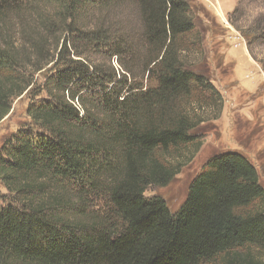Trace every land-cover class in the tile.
I'll use <instances>...</instances> for the list:
<instances>
[{"label":"trees","instance_id":"obj_1","mask_svg":"<svg viewBox=\"0 0 264 264\" xmlns=\"http://www.w3.org/2000/svg\"><path fill=\"white\" fill-rule=\"evenodd\" d=\"M51 4L62 29L92 50L64 39L57 60L48 52L46 98L26 109L36 130L19 128L0 149L8 195L0 205V264H264V190L239 153L212 156L175 212L144 195L169 184L184 153L201 147L187 108L222 105L187 61L203 53L190 0H0V25L11 15L23 42L9 43L0 27V122L44 69L20 48L38 51L26 26L48 35L40 9ZM97 4L125 5L124 26L112 33L77 27ZM242 18L236 7L228 22L252 55L251 46L264 43V15L243 27ZM94 47L108 49L121 67L127 53H140L143 84L124 88L113 69L104 82L92 66ZM255 61L264 73V58Z\"/></svg>","mask_w":264,"mask_h":264},{"label":"rangeland","instance_id":"obj_2","mask_svg":"<svg viewBox=\"0 0 264 264\" xmlns=\"http://www.w3.org/2000/svg\"><path fill=\"white\" fill-rule=\"evenodd\" d=\"M190 6L195 8V18L201 28L202 51L201 55L190 56L188 62L201 71L205 78L214 86L222 98L221 107L193 105L187 110L195 120L196 128L191 133L198 136L196 142L201 147L196 153L191 150L184 153L180 160L179 173L169 184L163 187H149L145 197H159L171 212H175L182 205L189 185L200 171L202 166L214 155L237 152L248 160L258 175V182L264 190V73L256 63V60L264 58V43L252 45V55L246 47V43L240 34L228 22L229 14L238 7L243 12L240 26L250 25L256 18L264 15V0H190ZM36 9V8H35ZM33 9L31 13H38L39 9ZM120 9L125 10V5ZM120 9L109 5H94L86 9V18L79 21L77 27L82 31L93 29L113 31L124 26V19ZM42 15L47 18L51 28L47 35L41 32L36 23H30L26 30L37 34L34 42L42 50L37 55L35 51H28L27 46L20 48L23 55H29L30 61L44 69L35 73V85L32 89L12 101L11 110L0 122V149L9 141L19 128H28L34 133L36 130L30 125L27 117V105L32 100L45 99L41 91L44 71L48 70L47 54H54L53 60H57L62 40L73 42L81 51L88 49L81 35L73 38L66 31L67 26L58 24L54 4L45 6ZM6 24H3L2 32H5L9 43L22 45L17 27L13 30V17L5 15ZM53 21L52 23H50ZM64 31V32H63ZM47 35V36H46ZM39 37H42L39 39ZM35 53V54H34ZM92 66L95 72L101 74L104 82L112 76V69L117 80L120 79L124 88L138 86L145 80V64L140 53L129 52L121 58V67L114 57H111L108 49L94 47ZM50 58V57H49ZM127 68V72L124 71ZM93 70V71H94ZM41 91V92H40ZM26 126V127H25ZM176 163V160H171ZM7 192L0 185V205L7 202Z\"/></svg>","mask_w":264,"mask_h":264}]
</instances>
